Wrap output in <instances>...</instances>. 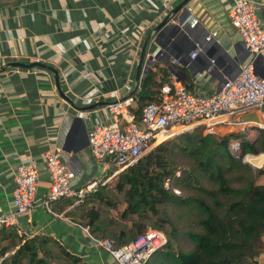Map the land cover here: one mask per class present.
Returning a JSON list of instances; mask_svg holds the SVG:
<instances>
[{"label": "crops", "instance_id": "obj_1", "mask_svg": "<svg viewBox=\"0 0 264 264\" xmlns=\"http://www.w3.org/2000/svg\"><path fill=\"white\" fill-rule=\"evenodd\" d=\"M182 1L0 0V66L10 61L52 66L58 71L63 93L75 104L60 95L53 72L45 68L0 71V214L11 207L12 177L22 160L33 158L38 163V200L45 197L49 177L42 152L47 148L61 150L74 173L71 183L75 188L103 182L110 174V167L91 155L90 126L98 120H112L106 105L115 100L113 90L119 91L121 99H133L142 80L130 95L144 42L165 18L169 20L159 33L150 35L143 65L150 55L156 56L159 66L166 67L190 91H213L222 75L237 72L246 51L224 16L233 0H189L175 10ZM216 27L218 41L205 43L206 32ZM196 42L202 51L191 58ZM237 120L240 123L217 126L215 131L241 130L255 138L264 121L260 109L241 113ZM249 129L255 132L253 136ZM258 155L262 165L251 164L257 168L264 166V154ZM78 203L74 198L38 203L29 219L19 217L15 227L22 228L27 237L51 236L87 264H117L98 245L101 239L84 230L88 225L74 218ZM263 262L264 248L259 255V263Z\"/></svg>", "mask_w": 264, "mask_h": 264}, {"label": "trees", "instance_id": "obj_2", "mask_svg": "<svg viewBox=\"0 0 264 264\" xmlns=\"http://www.w3.org/2000/svg\"><path fill=\"white\" fill-rule=\"evenodd\" d=\"M171 81L166 67L149 62L130 106L136 121ZM257 130L255 138L241 130L219 133L202 126L175 134L121 171L112 185L100 182L79 201L74 218L95 238H109L114 248L149 227L163 231L167 244L144 264H260L264 166L244 161L247 154H264V128ZM233 141L237 148L230 147ZM188 216V227L180 229L179 220ZM180 237L192 247L182 250ZM0 264L87 263L49 235L19 236L10 225L0 229Z\"/></svg>", "mask_w": 264, "mask_h": 264}, {"label": "built area", "instance_id": "obj_3", "mask_svg": "<svg viewBox=\"0 0 264 264\" xmlns=\"http://www.w3.org/2000/svg\"><path fill=\"white\" fill-rule=\"evenodd\" d=\"M224 16L243 42L246 56L233 76L222 75L218 88L210 92L190 91L182 80L173 77L171 83L161 86L160 100L143 107L139 121L130 111L132 97L121 99L118 90L111 92L115 100L106 105V109L112 120L95 121L88 132V146L93 159L109 167L115 166L102 184L173 134L198 126L206 131H215L221 125L233 126L240 123L237 115L252 109H260L264 119V0H233ZM219 34V28H212L203 40L205 43L217 42ZM201 51V44L196 42L190 57L194 58ZM148 58L151 63L157 60L153 55ZM259 127L264 128V121ZM258 156L247 154L244 159L252 164L256 161L251 159H259ZM42 159L49 177L45 197L38 200V163L33 158L22 160L13 173L12 204L0 214V228L16 226L21 216L29 219L38 203L47 205L49 201L61 198H74L79 202L88 192L95 191L100 183L73 187L74 173L62 158L59 148L45 149ZM84 230L88 233L89 227L85 226ZM16 232L19 236L24 235L19 226ZM167 242L163 231L151 227L134 241L118 248L112 246L110 239L97 240L117 264H144Z\"/></svg>", "mask_w": 264, "mask_h": 264}, {"label": "water", "instance_id": "obj_4", "mask_svg": "<svg viewBox=\"0 0 264 264\" xmlns=\"http://www.w3.org/2000/svg\"><path fill=\"white\" fill-rule=\"evenodd\" d=\"M189 0H183L176 8L175 10H178L180 9L181 7L185 6L187 4ZM186 13V11H185ZM169 20V18H165L164 20H162L155 28V31L156 32H151L150 35H153V34H156V33H159L157 31H159L164 25H166V22ZM150 35L146 38V41L144 42V45H143V48H142V52H141V55H140V61L138 63V66H137V70H136V82H135V85L132 89V91L130 92V95L131 94H134L136 92V90L138 89L139 87V80H140V77L143 78L145 73H146V70H147V67L149 65V58H147L145 64L143 65V60H144V57H145V54H146V46H147V42L150 38ZM7 67H18V68H26V69H29V68H33V67H41V68H45L51 72H53L54 76H55V83H56V88L57 90L59 91L60 95L68 102L70 103L71 105L75 106L74 102L68 97L66 96L61 87H60V83H59V76H58V71L57 69L53 68L52 66L50 65H47V64H44L40 61H33V62H23V61H10V62H7L3 65L0 66V71H3L5 70ZM96 105V104H95ZM94 107V106H93ZM92 108V107H91ZM140 127H142L141 124H139ZM244 161L246 163H249L250 162L246 159H244Z\"/></svg>", "mask_w": 264, "mask_h": 264}, {"label": "rangeland", "instance_id": "obj_5", "mask_svg": "<svg viewBox=\"0 0 264 264\" xmlns=\"http://www.w3.org/2000/svg\"><path fill=\"white\" fill-rule=\"evenodd\" d=\"M252 131V132H251ZM248 134H250V136H253V134H255V132L252 130V129H249L248 130ZM174 135V134H173ZM172 135V136H173ZM171 137V136H170ZM169 138V137H168ZM236 142H231V145H230V147L232 148V149H234L235 147H236ZM260 164H258V163H252V164H254V165H257V166H261L262 164V162H259ZM117 177V176H116ZM116 179V178H115ZM115 179H114V181H115ZM113 181V182H114ZM113 182L112 183H109V184H113ZM121 207L120 206H118V207H116V208H114L113 209V211H112V214L113 215H116L117 213H119V209H120ZM175 213H174V211L172 212V215H173V217H175V215H174ZM190 220H191V217H186V218H184V219H181V220H179V222H178V225H179V227H180V229L181 228H187L188 227V223L190 222ZM194 228V227H193ZM194 229H196V228H194ZM263 238V237H262ZM107 239H109V238H107ZM179 246H180V248L182 249V250H188V249H190L191 247H192V245H191V243L188 241V240H186V239H184L183 237L181 238L180 237V239H179ZM260 246H261V249L262 248H264V238L261 240V244H260Z\"/></svg>", "mask_w": 264, "mask_h": 264}, {"label": "bare ground", "instance_id": "obj_6", "mask_svg": "<svg viewBox=\"0 0 264 264\" xmlns=\"http://www.w3.org/2000/svg\"><path fill=\"white\" fill-rule=\"evenodd\" d=\"M249 158V157H248ZM257 159L258 158H255V159H251V160H253V161H256L255 163H258V164H260L259 162H260V160L259 161H257ZM261 159V158H260Z\"/></svg>", "mask_w": 264, "mask_h": 264}]
</instances>
